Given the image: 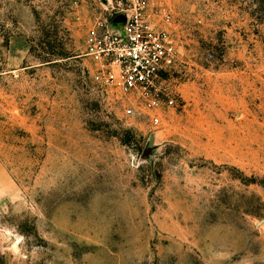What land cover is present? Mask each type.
Segmentation results:
<instances>
[{
    "label": "rangeland",
    "instance_id": "1",
    "mask_svg": "<svg viewBox=\"0 0 264 264\" xmlns=\"http://www.w3.org/2000/svg\"><path fill=\"white\" fill-rule=\"evenodd\" d=\"M140 2L173 105L86 55ZM0 264H264V0H0Z\"/></svg>",
    "mask_w": 264,
    "mask_h": 264
},
{
    "label": "built area",
    "instance_id": "2",
    "mask_svg": "<svg viewBox=\"0 0 264 264\" xmlns=\"http://www.w3.org/2000/svg\"><path fill=\"white\" fill-rule=\"evenodd\" d=\"M143 11L144 5L136 3L124 23L114 25L112 18L93 25L87 34L86 55L97 65L94 78L104 89L136 94L149 109L173 105L165 76L176 65L178 51L165 30L155 29L144 19ZM153 120L158 123L160 118L154 115Z\"/></svg>",
    "mask_w": 264,
    "mask_h": 264
},
{
    "label": "water",
    "instance_id": "3",
    "mask_svg": "<svg viewBox=\"0 0 264 264\" xmlns=\"http://www.w3.org/2000/svg\"><path fill=\"white\" fill-rule=\"evenodd\" d=\"M125 20H126V18L124 17V15H119V16H117V17H115V18L113 19V24H114V25H119V24L124 23Z\"/></svg>",
    "mask_w": 264,
    "mask_h": 264
}]
</instances>
